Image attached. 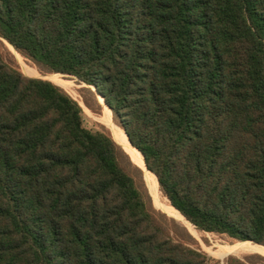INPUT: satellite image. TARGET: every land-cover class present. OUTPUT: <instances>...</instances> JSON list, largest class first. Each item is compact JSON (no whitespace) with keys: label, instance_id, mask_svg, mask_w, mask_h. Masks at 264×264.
Returning a JSON list of instances; mask_svg holds the SVG:
<instances>
[{"label":"trees","instance_id":"obj_1","mask_svg":"<svg viewBox=\"0 0 264 264\" xmlns=\"http://www.w3.org/2000/svg\"><path fill=\"white\" fill-rule=\"evenodd\" d=\"M0 38L101 96L197 230L264 246V0H0ZM152 199L110 133L0 49V264H208Z\"/></svg>","mask_w":264,"mask_h":264},{"label":"rangeland","instance_id":"obj_2","mask_svg":"<svg viewBox=\"0 0 264 264\" xmlns=\"http://www.w3.org/2000/svg\"><path fill=\"white\" fill-rule=\"evenodd\" d=\"M1 41L4 44V46L0 45V49H1V52L3 54V58L10 61L25 76L47 79V80L52 81L56 85L60 86L73 99H75L79 103V105L82 107L83 123L87 128L92 129V130H105L111 134V136L114 140H116V141L118 140L117 135H116V131L104 122V118H109L110 121L117 128L119 127L116 124V122L114 121L113 113L105 105L101 96H96V98H94L85 89L87 86L85 84L79 83L75 77H72L69 75H64V74H59V73H46V72L39 70V68L37 66H35L33 63H31L27 59L23 58L20 54H18L10 44H8L7 42H4L3 40H1ZM90 89L93 90L92 88H90ZM108 110L110 111V113L108 112ZM119 129H121V128L119 127ZM117 142H119V141H117ZM128 156H129V154H128ZM129 158L134 165L138 166L143 171V179H144L145 185L148 189V192L151 196V199L153 198L152 203H153L154 207L157 210L165 213L166 216L169 218L168 225H169V228L171 230V234L175 238L182 240L185 244L189 245L190 247H193V248H196L198 250L205 252L210 258V261L208 262V264H224L225 260L229 256H234V257H237L241 260H245L246 262H248L250 264H264V250H262V249L249 251L246 253H239L235 250V248L238 246L239 247H242V246L247 247V246H250L253 244L240 242V241L231 239L230 237H228L226 235H219V234H215L212 232L199 231L193 225H191L194 229L193 230L186 223H184V221L179 220V219L171 216L170 214H168L159 205L157 200L152 195V192H151L149 185H148L149 181L151 179L150 174L146 173L144 168L142 166H140L138 163L132 161L130 156H129ZM159 192H160L162 198H164L165 201L167 202L168 200L163 196L161 191H159ZM153 200L158 204V206L161 209H159L155 205ZM167 204H169V202H167Z\"/></svg>","mask_w":264,"mask_h":264},{"label":"bare ground","instance_id":"obj_3","mask_svg":"<svg viewBox=\"0 0 264 264\" xmlns=\"http://www.w3.org/2000/svg\"><path fill=\"white\" fill-rule=\"evenodd\" d=\"M56 76V75H55ZM63 80V79H62ZM104 122L110 126L112 129H114L116 131V135H117V141L120 142V144L123 145V147L126 149V151L128 152L129 156L131 157L132 161L138 163L140 166H142L144 168V170L146 171V173L150 174L151 176V179L149 181V188L152 192V195L153 197L157 200V202L159 203V205L168 213L170 214L171 216L179 219V220H182L184 221V223H186L191 229H193V227L191 226V224L187 221L184 220V218L179 215L177 213V211H175L169 204H167V202L165 201L164 198H162L158 188H157V185H156V178L154 177V175L152 173H150L146 168H145V165H144V162H143V158L141 156V154L135 149L132 147V145L129 143L125 133L119 129V127L117 128L111 121L109 118H104ZM105 125V124H104ZM148 181V180H147ZM194 230V229H193ZM231 247V246H230ZM232 248V247H231ZM264 250V247L263 246H260V245H250V246H247V247H236L235 250L239 253H246V252H249V251H254V250ZM232 252V251H231Z\"/></svg>","mask_w":264,"mask_h":264},{"label":"water","instance_id":"obj_4","mask_svg":"<svg viewBox=\"0 0 264 264\" xmlns=\"http://www.w3.org/2000/svg\"><path fill=\"white\" fill-rule=\"evenodd\" d=\"M1 39V38H0ZM1 40H3L4 42H6L4 39H1ZM9 44V43H8ZM125 133V132H124ZM125 135H126V133H125ZM127 136V135H126ZM128 138V137H127ZM130 143V142H129ZM131 144V143H130ZM142 158H143V156H142ZM143 161H144V158H143ZM145 168H146V166H145ZM147 169V168H146ZM148 170V169H147Z\"/></svg>","mask_w":264,"mask_h":264}]
</instances>
